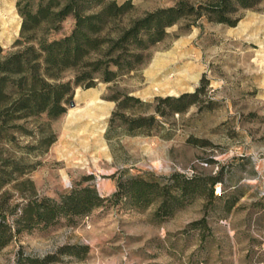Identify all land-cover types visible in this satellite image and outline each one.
Masks as SVG:
<instances>
[{
    "label": "rangeland",
    "instance_id": "rangeland-1",
    "mask_svg": "<svg viewBox=\"0 0 264 264\" xmlns=\"http://www.w3.org/2000/svg\"><path fill=\"white\" fill-rule=\"evenodd\" d=\"M115 1H130L140 16L182 0ZM16 2L0 0L4 54L16 50L20 33ZM239 17L233 27L205 19L185 30L173 26L145 66L112 83L74 88L66 112L46 129L42 118L8 129L0 166L15 162L21 172L0 191L7 219L31 198L23 181L34 198L93 186L104 201L88 215L17 235L0 251V264H264V0ZM71 27L65 23L63 33ZM116 93L143 104L131 103L126 118L153 116L151 125L128 134L111 124ZM183 95L182 112L165 101ZM48 135L53 143L42 150L38 142ZM171 175L218 176L214 194L221 196L188 199L169 216L156 214L158 202L141 209L112 198L130 177L164 182Z\"/></svg>",
    "mask_w": 264,
    "mask_h": 264
},
{
    "label": "trees",
    "instance_id": "trees-1",
    "mask_svg": "<svg viewBox=\"0 0 264 264\" xmlns=\"http://www.w3.org/2000/svg\"><path fill=\"white\" fill-rule=\"evenodd\" d=\"M190 1L182 0L173 7L137 16L130 1L119 4L115 0H17L21 27L12 45L16 50L4 54L0 47V141L11 137L8 129H20L15 125L19 120L42 118L46 129L66 112L74 88L112 83L145 66L152 49L169 36V28L189 29L202 19L233 27L240 20L239 13L256 8L263 0ZM69 21L72 27L63 33L64 24ZM68 72L72 77L65 81L64 74ZM188 97L165 101L171 103L173 111L182 112L179 105ZM111 100L116 106L110 123H118L128 134L141 131L154 121L153 116L125 117L131 103L143 105L137 98L116 93ZM38 143L46 150L53 137L48 135ZM12 172H21L20 165L3 161L0 191L9 184ZM218 182V176L202 180L171 175L164 182L130 177L118 182L112 198H126L141 209L158 202L156 214L169 216L188 199L219 198L221 195L214 194ZM23 191H28L31 198L14 220L7 219L6 208L0 204V251L22 232L47 228L61 218L88 215L104 201L93 186L75 187L58 199L34 198L29 181H23ZM50 261L48 258L42 264Z\"/></svg>",
    "mask_w": 264,
    "mask_h": 264
}]
</instances>
